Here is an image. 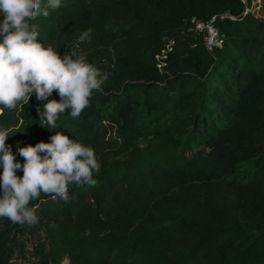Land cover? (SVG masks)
I'll return each mask as SVG.
<instances>
[{
  "label": "trees",
  "instance_id": "1",
  "mask_svg": "<svg viewBox=\"0 0 264 264\" xmlns=\"http://www.w3.org/2000/svg\"><path fill=\"white\" fill-rule=\"evenodd\" d=\"M253 1L62 0L31 21L45 46L110 76L55 129L40 124L47 101L35 94L4 109L6 144L24 163L18 146L64 133L101 170L96 186H69L70 202L31 201L34 225L0 218V264H264V18ZM218 15L209 51L196 26Z\"/></svg>",
  "mask_w": 264,
  "mask_h": 264
},
{
  "label": "clouds",
  "instance_id": "2",
  "mask_svg": "<svg viewBox=\"0 0 264 264\" xmlns=\"http://www.w3.org/2000/svg\"><path fill=\"white\" fill-rule=\"evenodd\" d=\"M62 7V0H0V112L15 111L27 105L33 94L39 101H47L38 109L40 124L48 129L58 127L64 114L79 118L90 106L94 92L103 91L110 73H104L89 63L83 54L72 53L63 57L51 45L39 39L38 27L31 23L37 17L47 18L49 9ZM92 29L78 37L79 44L91 41ZM57 92L60 99H49ZM6 130H0V218L14 224L34 225L38 222L33 200L41 194L52 199L70 202L69 186L97 185L94 173H99L101 163L94 149L68 135L55 132L51 142L34 146H18L20 163L11 147L6 144ZM17 170L23 171L18 176Z\"/></svg>",
  "mask_w": 264,
  "mask_h": 264
},
{
  "label": "built area",
  "instance_id": "3",
  "mask_svg": "<svg viewBox=\"0 0 264 264\" xmlns=\"http://www.w3.org/2000/svg\"><path fill=\"white\" fill-rule=\"evenodd\" d=\"M215 18L212 19V21L208 24H202V23H197V29L198 30H204L207 33L206 37V45L209 51L213 50V47L218 45V35H217V30L213 28V21Z\"/></svg>",
  "mask_w": 264,
  "mask_h": 264
},
{
  "label": "rangeland",
  "instance_id": "4",
  "mask_svg": "<svg viewBox=\"0 0 264 264\" xmlns=\"http://www.w3.org/2000/svg\"><path fill=\"white\" fill-rule=\"evenodd\" d=\"M262 8V1L257 0L253 1L248 5V9L256 13L259 17L264 18V12ZM19 264H29L26 260L18 261ZM63 264H70L68 260H65Z\"/></svg>",
  "mask_w": 264,
  "mask_h": 264
},
{
  "label": "water",
  "instance_id": "5",
  "mask_svg": "<svg viewBox=\"0 0 264 264\" xmlns=\"http://www.w3.org/2000/svg\"><path fill=\"white\" fill-rule=\"evenodd\" d=\"M222 19H223V17L220 16V15H218V16L215 17V19H214V21L212 23L213 28L215 30H218L219 29V26H220V23H221Z\"/></svg>",
  "mask_w": 264,
  "mask_h": 264
}]
</instances>
